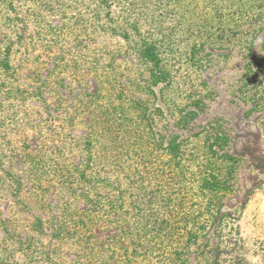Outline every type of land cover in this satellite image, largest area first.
I'll use <instances>...</instances> for the list:
<instances>
[{
    "label": "rangeland",
    "instance_id": "1",
    "mask_svg": "<svg viewBox=\"0 0 264 264\" xmlns=\"http://www.w3.org/2000/svg\"><path fill=\"white\" fill-rule=\"evenodd\" d=\"M99 2L0 0V254L264 264V0H181L154 93L122 38L134 0Z\"/></svg>",
    "mask_w": 264,
    "mask_h": 264
},
{
    "label": "trees",
    "instance_id": "2",
    "mask_svg": "<svg viewBox=\"0 0 264 264\" xmlns=\"http://www.w3.org/2000/svg\"><path fill=\"white\" fill-rule=\"evenodd\" d=\"M99 4L104 7L106 4H108L109 0H99ZM181 0H134V5L131 2V4L128 5L126 8L128 14H130V18H134L135 21L132 24H129V28L131 30L123 31L125 33L124 40L127 41L128 45L132 46V52L135 60L138 61V63H141L142 66H145L147 68L148 77L145 82H143V86H141L143 89H145V92H152L153 88L157 86L158 84H170V72L167 69L166 65L164 64V58H163V52L165 41L167 40V36L163 37V29L170 27L171 28H177L178 26L183 25L180 20V16L178 13V8H182V4L180 3ZM126 1H124L125 3ZM139 18V19H137ZM147 25L149 28L154 27L153 29L156 31L155 34H149L148 30L142 31V28ZM169 29V30H170ZM142 32L139 34V32ZM157 36V37H156ZM195 46L193 45V48ZM122 91V90H121ZM122 94H125L124 92H121ZM151 93V94H152ZM127 95V93H126ZM147 97V96H145ZM139 107H142L140 101L136 100H129L125 103L123 98L121 97V101L119 102V107H124V105H128V107L135 106L136 103ZM200 110L199 106H196V109L193 111H190L188 114L191 115V117L186 119L184 117L181 120H178L173 127H177V123L181 124L184 128L187 126L189 122H191L193 119L198 117V111ZM191 120V121H190ZM228 135L225 132L220 131H212V133H209L204 141V143H207V154L209 151L212 153V148L215 146L218 148V150L223 151V146L227 144ZM174 135H170V139L166 141L167 147H169L171 152H179L183 146L182 143H176ZM219 152V151H218ZM214 155H216L218 158L224 159L223 161L228 163L229 161L237 162L239 161V156L235 154H231L229 152H222L221 155H218L216 151H213ZM228 177L230 176V180L234 179L232 177V172L236 171V169H232V166L230 167V164L228 165ZM224 183H218V181L214 185H211L212 193L211 195L218 196L219 188H223ZM227 188V185L226 187ZM222 190V189H221ZM40 230V229H36ZM37 248H34L31 250V253H26L25 257H28L27 260L18 261L15 259L16 253L11 255H4L0 254V264H35L34 261L36 260L37 256Z\"/></svg>",
    "mask_w": 264,
    "mask_h": 264
}]
</instances>
